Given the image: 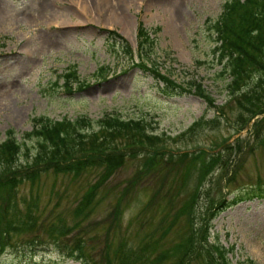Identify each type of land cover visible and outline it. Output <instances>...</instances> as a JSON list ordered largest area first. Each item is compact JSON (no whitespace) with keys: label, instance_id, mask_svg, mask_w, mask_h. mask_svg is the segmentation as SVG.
Instances as JSON below:
<instances>
[{"label":"rangeland","instance_id":"1","mask_svg":"<svg viewBox=\"0 0 264 264\" xmlns=\"http://www.w3.org/2000/svg\"><path fill=\"white\" fill-rule=\"evenodd\" d=\"M225 1L0 0V143L12 131L20 146L16 164L24 169L12 175L19 183L0 191V264H79L64 245H79L89 264H207L198 255L181 261L189 219L198 226L220 198L264 185V130L259 143L252 140L264 111L250 118L246 90L228 91L224 61L213 52L211 27ZM137 23L158 30L148 32L146 66L169 81L167 93L154 71L131 66L138 63ZM124 42L132 57L123 55ZM70 73L75 77L66 78ZM258 105L264 110V98ZM105 115L140 122L137 135L161 155L143 168V149L123 151L129 137L119 136L106 140L109 149L127 153L119 164L58 172L28 163L37 143L21 134L32 118L89 119L75 128L86 141L99 136L94 122ZM243 117L250 124L236 132ZM220 143L235 147L226 169L202 173L205 161L193 154L165 156L212 153ZM218 245L233 246L225 255L230 264H264V199L241 201L211 219L205 247L213 252Z\"/></svg>","mask_w":264,"mask_h":264},{"label":"trees","instance_id":"2","mask_svg":"<svg viewBox=\"0 0 264 264\" xmlns=\"http://www.w3.org/2000/svg\"><path fill=\"white\" fill-rule=\"evenodd\" d=\"M211 29L215 35L214 53L217 54L219 62H223L221 73L228 76L229 81L226 84L228 91L236 92L237 90H246L243 93V100L247 103V112L250 118L262 113L258 105L260 99L264 98V0H226L221 8L218 18L212 24ZM157 29H145L138 23L136 27V46H137V61L138 63H131L132 67H148L150 71L155 72V79L161 80L164 83L162 93H167L166 89L169 81L158 74L155 68L151 69V65L146 66L148 63V53L152 48L153 41L149 39V33L153 36L157 33ZM149 32V33H148ZM114 35L113 32H108ZM123 55L132 57L129 46L126 42L122 43ZM104 68L99 67L95 76H101ZM67 77H75L74 73H70ZM75 82H76V78ZM189 88H193L197 96L206 98L203 95V90L198 84L193 82L186 83ZM79 85V83H78ZM71 88L68 87L67 91ZM217 111V115H220ZM249 118L243 117L236 121L238 127L236 132L240 131L249 123ZM91 120L81 118L76 121H50L47 118L37 117L31 119V129L23 132L21 138L36 140V148L28 163L32 167L39 165L49 166L55 168L58 172H76L84 166H92L94 164L107 166L109 161L117 164L123 161V157L130 151L135 149H143L145 159L142 162L143 168H147V164L154 158L161 155L159 149L150 144H144L147 138H141L137 132L141 130L140 122L138 121H122L116 117L105 115L94 123L98 127V137L92 138V135L85 137L86 141L81 139L83 134L76 132L75 128L79 125L91 124ZM263 126L256 130L258 125ZM264 117L257 121L255 129L253 130L252 140L259 143L261 139L258 136V131H263ZM264 135V131L262 133ZM125 136L129 137V142L123 145L122 150H126V154L119 153L113 149H109V143L106 140L109 138ZM79 138V143L77 138ZM236 141V140H235ZM200 151L184 150L178 156L166 150L165 156L169 159L174 157L193 156L199 161H205L202 173L211 168L226 169L229 165L231 156L235 152L233 144H218L214 153H206L204 150ZM20 146L15 140L12 131L5 133V139L0 143V191L11 189L15 180L19 183L20 178H15L12 175L22 176L19 174L24 171L23 168L17 167V158L19 156ZM19 168V169H17ZM148 168L147 170H149ZM199 179V177H198ZM197 197V187L191 194V201H195ZM252 198L264 199V185L248 188L242 192H237L229 199L220 198L215 203L210 205L206 221H200L197 226L191 219L190 230L187 239L180 244L182 249L181 261H187L191 256L198 255L203 258L207 264H230L229 260L225 257L231 254L233 246L229 245L227 248L216 246L217 251H210L206 248V237L208 236L209 222L219 212L236 205L237 203ZM29 221V219L27 218ZM30 223V221H29ZM18 225L17 223H15ZM13 224L8 226L12 227ZM15 225V227H16ZM25 225H27L25 223ZM7 226V225H6ZM30 226V224L28 225ZM13 228H11L12 230ZM7 234L9 233L6 232ZM5 233V234H6ZM54 234V231H50ZM4 234V235H5ZM2 235V234H0ZM62 234L59 233V236ZM56 239V238H55ZM2 240L0 238V254L3 252ZM205 248V249H204ZM63 250L69 253V257L76 252L74 260L79 261L81 264H89L87 261L91 259L79 247H73L68 250L64 245ZM194 254V255H193ZM71 255V256H70ZM93 264V263H90ZM235 264H253L252 260L245 258L237 260Z\"/></svg>","mask_w":264,"mask_h":264}]
</instances>
